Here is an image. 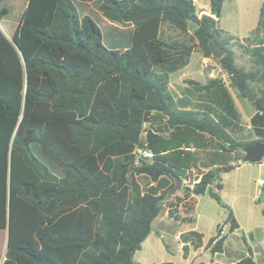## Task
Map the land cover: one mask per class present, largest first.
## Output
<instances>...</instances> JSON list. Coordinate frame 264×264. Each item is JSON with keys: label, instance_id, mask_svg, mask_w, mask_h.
<instances>
[{"label": "trees", "instance_id": "obj_1", "mask_svg": "<svg viewBox=\"0 0 264 264\" xmlns=\"http://www.w3.org/2000/svg\"><path fill=\"white\" fill-rule=\"evenodd\" d=\"M223 3L210 0L211 14L199 17L194 0H29L12 38L0 25V227L9 226L3 264H139L135 254L176 178L191 181L174 197L193 199L194 210L191 195L235 168L246 142L232 133L244 126L223 80L191 81L204 93L198 107L178 102L170 89L171 74L196 48L212 55V36L228 50L219 61L232 84L244 95L246 88L261 93L250 124L254 141H264V2L246 37L254 40L246 51L257 71L236 64L218 23ZM8 12L0 8V21ZM192 20L199 26L190 32ZM163 24L181 37L165 36ZM145 28L155 31L142 38V67L134 44ZM39 101L64 117H36ZM34 143L61 177L36 156ZM138 146L153 156L136 166ZM195 168L201 172L192 178ZM227 220L240 229L232 210ZM181 235L186 253L203 245L198 230ZM214 241L212 251H223L216 236L208 245ZM237 264L258 262L246 256Z\"/></svg>", "mask_w": 264, "mask_h": 264}, {"label": "rangeland", "instance_id": "obj_2", "mask_svg": "<svg viewBox=\"0 0 264 264\" xmlns=\"http://www.w3.org/2000/svg\"><path fill=\"white\" fill-rule=\"evenodd\" d=\"M22 1H3L10 8V11L0 22L5 32L8 30L7 25H12V23L21 19L22 13L18 14V11H20ZM263 1L225 0L222 15L220 16L221 25L240 36L249 33L256 26L260 18ZM207 3L209 4L210 0H195L197 10L205 7ZM203 13L207 12L203 11ZM97 21L100 22V19L97 18ZM100 24L103 26L104 31L107 32L104 23L100 22ZM153 31H155L154 28H151V30L145 28L142 32H138L137 40L134 44V58H139L141 65V58L144 53V47L141 44L142 38L148 35L154 36ZM162 31L169 38L181 37L179 36V31H175L167 24L162 26ZM157 36L159 35L157 34ZM223 36L231 38L228 46L233 50L235 62L238 66H242L247 71L260 70L261 66L246 51L248 45H253L254 40L249 41L246 39L247 36L240 38L227 33L223 34ZM107 38L108 34H106ZM207 58L217 65L218 71L216 77L223 80L233 96L236 108L240 112V122L244 126V130L232 133L233 137L246 142V144L254 142L255 135L252 132L250 124V115L256 111V107L253 104L254 101H250L247 95H244L232 84L229 74L221 66L220 58L213 54L206 57L199 48H196L192 53L189 66L183 71L179 70L172 74L170 89L175 99L178 102H187L188 108L202 104L204 93L198 90L196 85L191 83V81L194 80L204 84L212 77L209 69L204 67V61ZM142 67L144 66L142 65ZM260 75L261 72L258 73V76ZM251 84H254V82ZM254 93L257 94V97L261 94L258 92ZM37 105L38 107L36 106L35 111L36 117H39L38 112L40 111L45 113L47 117H64L48 107L43 101H39ZM37 119L41 120L40 118ZM144 126L145 129H148L150 124L145 123ZM142 136L143 138L145 137V132ZM244 146L242 150H238L237 152L243 158L235 162L237 164L235 168L223 172L221 177L213 182L204 194L199 195L198 209L195 216L194 213L192 214L194 210H190V203L193 199L187 200L182 204L174 197L176 194L183 196L186 192V186L192 188L193 185L190 180H183V186L180 190L171 196L168 194V199L164 201L160 215L153 222L150 235L142 243V248L135 254V260L139 264H162L169 261L174 264H201L210 262L237 264L241 258L246 256H252L259 264H264V249L260 250L261 246L257 245L260 244L258 241L264 237V216L262 214L264 183L260 182V179L264 182V157L259 162L244 160ZM32 149L36 156L45 162L55 174L58 173L52 161L41 152L36 143L32 145ZM135 154V165L139 166L142 156L137 154V151ZM199 172H201V169L195 168L191 171V177L195 178ZM136 177L143 184L147 181V178L143 175H137ZM218 180L221 181L222 188L216 186ZM213 192L218 193L221 198L220 201L213 196ZM230 210L233 211L238 219L241 225L240 229H233L230 221L227 220ZM192 229L204 234L203 245L199 248L189 245V251L186 253L184 250L185 243L182 241L181 234ZM213 236H216L218 242H222L223 251H212V248L216 245V241L211 245H208V242ZM249 241L253 247L250 246ZM253 251H256V254Z\"/></svg>", "mask_w": 264, "mask_h": 264}, {"label": "crops", "instance_id": "obj_3", "mask_svg": "<svg viewBox=\"0 0 264 264\" xmlns=\"http://www.w3.org/2000/svg\"><path fill=\"white\" fill-rule=\"evenodd\" d=\"M4 0H2V1H0V5H1V7H3V6H6L4 3L5 2H3ZM28 1L29 0H23L22 1V3H21V5H20V11H18V14L21 12V13H23V11H24V9H25V7L27 6V4H28ZM225 1V0H224ZM194 2H195V0H194ZM264 2V1H263ZM224 4V3H223ZM0 7V8H1ZM8 7V6H7ZM9 8V7H8ZM196 9H197V5H196ZM9 11H10V8H9ZM203 11H206L207 12V14H211V9H210V3L208 4H206L205 5V7H202L200 10H197V14L199 15V17L200 16H202V14H204L203 13ZM5 17V16H4ZM260 19V18H259ZM19 21L20 20H18V21H16L15 23H12V25H7L6 27H7V32H6V34L9 36V37H11L12 38V36H13V34H14V31H15V29H16V27H17V25H18V23H19ZM259 21V20H258ZM0 22H2V20L0 21ZM219 27L220 28H222V29H224L225 30V32L227 33V34H230V35H232V36H236V37H240V38H242V37H245V36H248L249 34H250V32L254 29V28H256V26H257V24H258V22H257V24H256V26L249 32V33H247V34H243L242 36H240V35H237L236 33H234V32H231V31H229L228 29H226V28H224L223 27V25H221V22H220V18H219ZM164 25V24H163ZM135 28V27H134ZM4 30V29H3ZM5 31V30H4ZM190 64V63H189ZM189 64L188 65H186L184 68H182V69H180V71H183L185 68H187V66H189ZM179 71V70H178ZM173 73H175V72H173ZM172 73V74H173ZM183 73V72H182ZM181 73V74H182ZM172 74H171V78H172ZM255 112H253L250 116H252L253 114H254ZM61 115H65L64 113L63 114H61ZM54 167H56L57 169V174L56 175H58L59 177H61L62 176V174H63V172H62V168L61 167H59L57 164H55L54 165ZM260 180H262V179H260ZM211 186V185H210ZM191 196H193L194 198H195V200H196V204H195V209H194V211L192 212V214L194 213V216H195V213H196V210L198 209V206H197V203H198V198H199V195H195V194H192ZM186 200H188V199H186ZM196 219H195V217H194V221H195ZM240 224V223H239ZM240 228H241V225H240ZM7 243H8V228L7 227H5V228H3V227H0V264H3V262H4V260H5V257H6V250H7ZM249 243H250V246L251 247H253L252 246V243L249 241ZM258 243H260V244H257V245H260L261 246V248H260V250H263L264 249V237H263V239L262 240H260V241H258ZM143 245V244H142ZM263 245V246H262ZM254 252V254H256V251H253ZM255 259V258H254ZM256 260V259H255ZM258 262V261H257ZM259 264V263H258Z\"/></svg>", "mask_w": 264, "mask_h": 264}, {"label": "water", "instance_id": "obj_4", "mask_svg": "<svg viewBox=\"0 0 264 264\" xmlns=\"http://www.w3.org/2000/svg\"><path fill=\"white\" fill-rule=\"evenodd\" d=\"M199 26V22L192 20L189 24V31L195 30ZM13 40V39H12ZM210 49L212 54L218 58L223 57L227 53V48L222 46L214 36L210 39ZM246 94L250 101H255L257 99V94L254 93L249 88H246ZM244 160L249 162H259L264 157V141L258 140L248 143L244 146ZM183 186V180L180 177L176 178V184L173 185L169 190V196L173 195L175 192L180 190ZM9 229V226L7 227Z\"/></svg>", "mask_w": 264, "mask_h": 264}, {"label": "built area", "instance_id": "obj_5", "mask_svg": "<svg viewBox=\"0 0 264 264\" xmlns=\"http://www.w3.org/2000/svg\"><path fill=\"white\" fill-rule=\"evenodd\" d=\"M204 67L209 69L210 75L212 77H216L217 71H218V67H217L216 64H214V62L211 59H209V58L205 59ZM136 151H137V154H139L141 156H144V157L151 158L153 156V153H152V151L150 149H146V148L140 147V148H137ZM260 182L264 183L263 180H260Z\"/></svg>", "mask_w": 264, "mask_h": 264}]
</instances>
